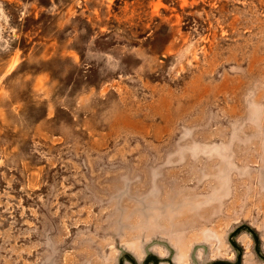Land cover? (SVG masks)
<instances>
[{"label":"rangeland","instance_id":"374dc122","mask_svg":"<svg viewBox=\"0 0 264 264\" xmlns=\"http://www.w3.org/2000/svg\"><path fill=\"white\" fill-rule=\"evenodd\" d=\"M0 264H264V0H0Z\"/></svg>","mask_w":264,"mask_h":264}]
</instances>
